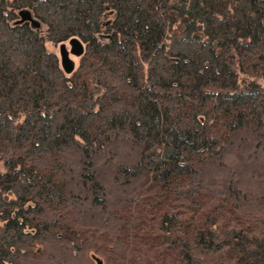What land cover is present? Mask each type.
Wrapping results in <instances>:
<instances>
[{"label": "trees", "instance_id": "16d2710c", "mask_svg": "<svg viewBox=\"0 0 264 264\" xmlns=\"http://www.w3.org/2000/svg\"><path fill=\"white\" fill-rule=\"evenodd\" d=\"M0 264H264V0H0Z\"/></svg>", "mask_w": 264, "mask_h": 264}, {"label": "water", "instance_id": "95a60500", "mask_svg": "<svg viewBox=\"0 0 264 264\" xmlns=\"http://www.w3.org/2000/svg\"><path fill=\"white\" fill-rule=\"evenodd\" d=\"M25 13L31 18V15L28 11H21L20 14L22 17H25ZM38 21L33 20V25L38 26ZM70 49L67 48L66 43L60 44V59L62 67L66 72H71L75 66V61L70 56V54L79 56L84 51V44L78 37H72L69 39Z\"/></svg>", "mask_w": 264, "mask_h": 264}, {"label": "rangeland", "instance_id": "374dc122", "mask_svg": "<svg viewBox=\"0 0 264 264\" xmlns=\"http://www.w3.org/2000/svg\"><path fill=\"white\" fill-rule=\"evenodd\" d=\"M44 27H45V25H42V29H44ZM66 45H67V48L68 49H70L69 47H70V45H69V43H66ZM47 48L48 49H51V50H54V51H56L57 53H59L60 51V46H59V44H52V43H47ZM71 57L76 61L77 60V57L75 56V55H71Z\"/></svg>", "mask_w": 264, "mask_h": 264}, {"label": "flooded vegetation", "instance_id": "af4514ba", "mask_svg": "<svg viewBox=\"0 0 264 264\" xmlns=\"http://www.w3.org/2000/svg\"><path fill=\"white\" fill-rule=\"evenodd\" d=\"M24 14H25V17L24 18L29 21V19H31V18L27 15V13L24 12Z\"/></svg>", "mask_w": 264, "mask_h": 264}, {"label": "bare ground", "instance_id": "6f19581e", "mask_svg": "<svg viewBox=\"0 0 264 264\" xmlns=\"http://www.w3.org/2000/svg\"><path fill=\"white\" fill-rule=\"evenodd\" d=\"M69 42V41H68ZM66 43V42H65ZM70 48V47H69ZM60 51V50H59ZM69 73V72H68Z\"/></svg>", "mask_w": 264, "mask_h": 264}]
</instances>
